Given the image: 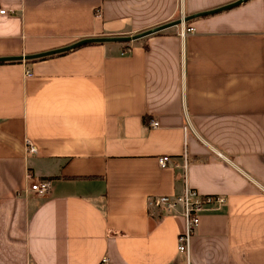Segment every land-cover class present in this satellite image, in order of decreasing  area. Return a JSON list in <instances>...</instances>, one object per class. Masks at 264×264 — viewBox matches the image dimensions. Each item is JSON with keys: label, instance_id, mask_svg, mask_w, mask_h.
<instances>
[{"label": "crops", "instance_id": "0c3cea01", "mask_svg": "<svg viewBox=\"0 0 264 264\" xmlns=\"http://www.w3.org/2000/svg\"><path fill=\"white\" fill-rule=\"evenodd\" d=\"M231 1L0 0V55ZM184 24L0 62V264H183L184 216L148 196L183 191L185 153L190 185L227 197L202 213L192 264H264V0Z\"/></svg>", "mask_w": 264, "mask_h": 264}, {"label": "built area", "instance_id": "2783aa9c", "mask_svg": "<svg viewBox=\"0 0 264 264\" xmlns=\"http://www.w3.org/2000/svg\"><path fill=\"white\" fill-rule=\"evenodd\" d=\"M5 8H0V13L5 12ZM194 27L182 25L181 35L185 36L193 31ZM129 49L123 50V53ZM27 74H31L30 69L26 70ZM153 125H159L158 120L152 121ZM28 149L35 151V146L28 142ZM218 154L225 156L222 152ZM158 162L162 167H167L170 163L179 164L176 158L170 154H161L158 156ZM184 188L183 191L171 194H153L148 196V204L150 206L161 207L169 212L181 213L185 218V229L179 233L178 250L184 255L183 264H192L191 246L192 239L197 227L201 222L202 213L206 210L221 209L227 203V197L223 194L203 193L197 188L190 185L188 181V157L184 154L182 161ZM29 178L31 176L27 175ZM50 188L48 179H32L30 181L29 190L35 192L39 196L45 195ZM103 260H106L104 257Z\"/></svg>", "mask_w": 264, "mask_h": 264}, {"label": "water", "instance_id": "95a60500", "mask_svg": "<svg viewBox=\"0 0 264 264\" xmlns=\"http://www.w3.org/2000/svg\"><path fill=\"white\" fill-rule=\"evenodd\" d=\"M244 1H246V0H234V1H231L229 3L223 4V5L214 7V8H210V9H206V10H202V11H197V12L190 13L187 15H182L176 19L167 21L165 23L156 25L154 27H151V28H148V29H145V30L139 31L137 33H133V34L87 36V37L77 39L71 43H68V44H65V45H62L59 47H55L52 49H48V50L32 52V53H24V54L23 53L22 54H15V55H0V62L12 61V60H29V59L45 57L48 55L64 52V51L76 48L80 45L93 43V42L131 41V40H135V39L147 36L149 34L155 33L157 31H160V30L167 28V27H170L172 25L184 24L185 22H187L193 18L199 17V16H205V15H210V14H215V13L221 12L223 10L235 7Z\"/></svg>", "mask_w": 264, "mask_h": 264}, {"label": "trees", "instance_id": "16d2710c", "mask_svg": "<svg viewBox=\"0 0 264 264\" xmlns=\"http://www.w3.org/2000/svg\"><path fill=\"white\" fill-rule=\"evenodd\" d=\"M93 43H101V42H93ZM88 44H89V43H88ZM48 56H49V55H48ZM45 57H46V56H45ZM40 58H44V57H40ZM40 58L29 59V60H26V62L33 61V60L40 59Z\"/></svg>", "mask_w": 264, "mask_h": 264}]
</instances>
